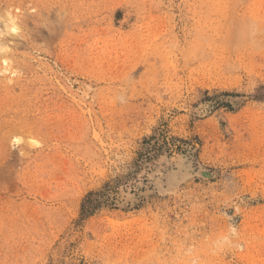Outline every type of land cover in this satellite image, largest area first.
Listing matches in <instances>:
<instances>
[{"label":"rangeland","instance_id":"obj_1","mask_svg":"<svg viewBox=\"0 0 264 264\" xmlns=\"http://www.w3.org/2000/svg\"><path fill=\"white\" fill-rule=\"evenodd\" d=\"M261 93L264 0H0V264H264Z\"/></svg>","mask_w":264,"mask_h":264},{"label":"trees","instance_id":"obj_2","mask_svg":"<svg viewBox=\"0 0 264 264\" xmlns=\"http://www.w3.org/2000/svg\"><path fill=\"white\" fill-rule=\"evenodd\" d=\"M256 97L258 99H263L264 93H261ZM161 151H162V144H159L158 139L156 137H152L148 141H145L144 153L139 154L137 159H135V161L133 162V168L135 169V171L139 172V170L142 169L144 165L150 163ZM145 182L146 180L143 177L142 183ZM111 192H112V188L110 187V185L107 184L104 186L103 191L89 193L86 196L81 206V216L84 217L89 216L98 207L102 205H107L110 201L109 195Z\"/></svg>","mask_w":264,"mask_h":264}]
</instances>
